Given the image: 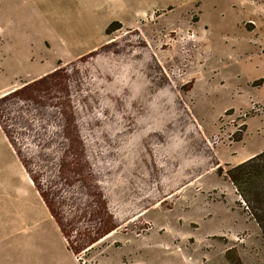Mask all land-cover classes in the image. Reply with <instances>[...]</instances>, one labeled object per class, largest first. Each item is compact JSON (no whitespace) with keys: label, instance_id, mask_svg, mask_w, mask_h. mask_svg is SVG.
Returning a JSON list of instances; mask_svg holds the SVG:
<instances>
[{"label":"rangeland","instance_id":"rangeland-1","mask_svg":"<svg viewBox=\"0 0 264 264\" xmlns=\"http://www.w3.org/2000/svg\"><path fill=\"white\" fill-rule=\"evenodd\" d=\"M263 149L264 0H0V264H264Z\"/></svg>","mask_w":264,"mask_h":264},{"label":"trees","instance_id":"trees-1","mask_svg":"<svg viewBox=\"0 0 264 264\" xmlns=\"http://www.w3.org/2000/svg\"><path fill=\"white\" fill-rule=\"evenodd\" d=\"M120 27H121V24L118 21H113L106 27L105 33L109 34L111 31L119 29ZM58 69L59 68L55 69L52 73L54 72L56 73ZM34 81L30 83H33ZM64 117L65 119H68L70 118V114L64 113ZM70 124L71 123H69L68 127L70 126ZM63 132H64L65 138H67L69 141L68 144L70 148L73 149V147L75 146L74 141L72 140L70 136L66 134L65 128ZM239 140H241V137L237 136L236 141H239ZM219 174L222 175L225 179H227L231 183V185L233 186L235 190L236 195H238V197L240 198V202L246 208V212L249 218L257 224L260 230V233L262 237L264 238V149L260 151L259 153L253 155L252 157L240 162L239 164L228 167L225 170L224 174H222L221 172ZM40 196L42 197L50 213L52 214V216L58 223L60 231L67 241L68 249L71 250L75 255H77L79 251L78 247L73 246L70 243V241L67 239V236H68L67 232L61 226V223L58 221L57 219L58 216L53 211L51 204L48 202L45 195L40 193ZM111 230L112 228L105 229L99 238L106 235ZM99 238L95 237L89 241L93 243ZM86 247H88V245ZM231 252H232V248L227 249L225 252L226 257L229 258L235 264H240L237 254L234 252L235 254L232 255L230 254Z\"/></svg>","mask_w":264,"mask_h":264},{"label":"crops","instance_id":"crops-1","mask_svg":"<svg viewBox=\"0 0 264 264\" xmlns=\"http://www.w3.org/2000/svg\"><path fill=\"white\" fill-rule=\"evenodd\" d=\"M64 52H65V51H64ZM50 69H52V68H50ZM50 69H48V70H44V71H42L41 73H38V75H33V76L29 77L30 79H28V81H26V82H22L20 85H18V86H14L13 88H17V87H19V86H21V85H23V84H25V83H27V82H29V81H32V80L36 79L37 77H41V76L45 75V73L51 71ZM254 154H256V153H254ZM254 154H253V155H254ZM251 156H252V155H251ZM17 158H18V160L21 162V164L23 165L25 171L27 172V170H26V168H25V166H24L22 160L20 159V157H19L18 155H17ZM27 174H28V172H27ZM28 176H29V174H28ZM29 177H30V176H29ZM30 179H31V178H30ZM233 189H234V188H233ZM234 191H235V190H234ZM237 197H238V195H237Z\"/></svg>","mask_w":264,"mask_h":264}]
</instances>
